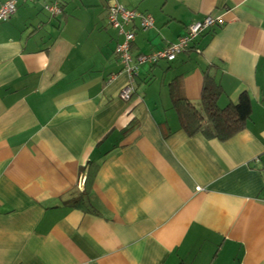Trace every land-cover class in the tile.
I'll return each instance as SVG.
<instances>
[{"label": "crops", "instance_id": "crops-1", "mask_svg": "<svg viewBox=\"0 0 264 264\" xmlns=\"http://www.w3.org/2000/svg\"><path fill=\"white\" fill-rule=\"evenodd\" d=\"M52 1L0 23V264H264V0ZM114 3L154 20L133 56L223 24L141 65L125 102ZM206 77L220 108L249 98L229 140L189 135L173 108L202 122Z\"/></svg>", "mask_w": 264, "mask_h": 264}, {"label": "built area", "instance_id": "built-area-1", "mask_svg": "<svg viewBox=\"0 0 264 264\" xmlns=\"http://www.w3.org/2000/svg\"><path fill=\"white\" fill-rule=\"evenodd\" d=\"M16 1L18 0L7 1L0 6V23L8 21L13 15ZM61 1L53 0L51 5L45 6V10L50 14H58ZM135 21L138 22L137 26ZM107 23L123 37L122 42L116 48V55L122 64L123 71L126 73L128 84L120 91L119 97L122 101L128 102L135 92L132 85L141 65H155L160 61L172 62L177 55L183 54L191 48L196 38L206 29L221 27L223 21L219 17H199L188 27L186 35L179 38L173 45L150 55L136 56L131 53L135 35L139 30L147 31L153 28L154 20L152 16L129 10L114 3L107 8Z\"/></svg>", "mask_w": 264, "mask_h": 264}, {"label": "trees", "instance_id": "trees-1", "mask_svg": "<svg viewBox=\"0 0 264 264\" xmlns=\"http://www.w3.org/2000/svg\"><path fill=\"white\" fill-rule=\"evenodd\" d=\"M192 49L193 44L186 52ZM209 83L206 77L200 104L202 122H198L192 112L177 97L172 100L173 108L179 116L181 127L189 135L201 133L219 141H226L244 128L251 113L250 101L247 95L241 94L235 104L220 108L217 105L218 93L216 88H210L208 86ZM211 85L214 86L213 84ZM72 206H83L80 195L73 200Z\"/></svg>", "mask_w": 264, "mask_h": 264}]
</instances>
